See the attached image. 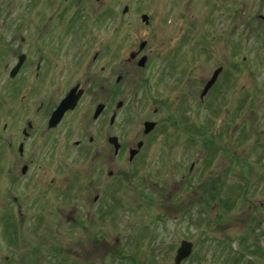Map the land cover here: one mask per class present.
Listing matches in <instances>:
<instances>
[{
	"label": "rangeland",
	"instance_id": "obj_1",
	"mask_svg": "<svg viewBox=\"0 0 264 264\" xmlns=\"http://www.w3.org/2000/svg\"><path fill=\"white\" fill-rule=\"evenodd\" d=\"M207 1L106 0L118 4L120 19L97 29L119 27L117 33L137 39L152 33L155 73L179 41L165 49L161 33H191L176 61L197 68L199 78L227 68L222 93L196 97L198 112L185 114L190 128L199 123L200 142L212 135V144H190L192 134L170 129L153 139L137 166L122 161L110 193L100 186L82 198L80 184L59 191L47 186L48 177L38 189L23 190L16 143H7L4 130L17 116L0 105V264H174L183 239L194 246L181 264H264V0H231L229 15L223 5L211 11ZM124 5L132 11L123 18ZM34 11L29 0L0 5L1 48L5 33H39L38 23L40 33H65L67 18L51 27ZM81 31L78 22L66 33ZM3 72L0 50V102L3 91L14 89ZM69 165L80 183L79 164Z\"/></svg>",
	"mask_w": 264,
	"mask_h": 264
},
{
	"label": "flooded vegetation",
	"instance_id": "obj_2",
	"mask_svg": "<svg viewBox=\"0 0 264 264\" xmlns=\"http://www.w3.org/2000/svg\"><path fill=\"white\" fill-rule=\"evenodd\" d=\"M219 1L206 3L211 11L223 5L222 11L229 15L231 0ZM29 2L36 19L48 21L51 27L66 18L67 22L65 33H40L39 23V33H5L0 47L4 83L14 87L3 91L0 105L7 116L10 112L17 116L16 121L5 122L4 130L10 137L7 143H16L23 190L38 189L48 177L47 186L56 184L59 191L80 184L82 198L89 188L100 190V186L110 193L121 176L122 161L137 166L153 139L168 136L170 129L177 135L184 129L192 134L190 144H212V135L200 142L199 123L190 128L185 114L190 117L198 112L199 104H193L196 97L205 101L222 93L218 85L227 68L219 65L216 81L205 91L218 67L209 79L199 78L197 68L176 61L191 33H161L165 49L170 47L167 43L179 41L165 52L162 71L155 73L152 33L138 39L136 33H117L119 27L115 33H99L97 28L104 27L105 20L120 19L118 4L112 6L106 0ZM20 3L0 0L6 6ZM131 11L124 5L122 17ZM259 18L264 20V14ZM78 22L81 33H66L77 28ZM69 161L79 164L80 183Z\"/></svg>",
	"mask_w": 264,
	"mask_h": 264
},
{
	"label": "water",
	"instance_id": "obj_3",
	"mask_svg": "<svg viewBox=\"0 0 264 264\" xmlns=\"http://www.w3.org/2000/svg\"><path fill=\"white\" fill-rule=\"evenodd\" d=\"M142 20L148 22V16L146 14L142 15ZM220 71L221 69L219 68L214 72L212 78L206 85L205 91H207L214 84ZM19 213L22 218V214H23L22 211H20ZM193 246L194 244L192 241L186 239L181 240L180 245L176 250V254L174 257V264H181L185 259H187L193 251Z\"/></svg>",
	"mask_w": 264,
	"mask_h": 264
}]
</instances>
